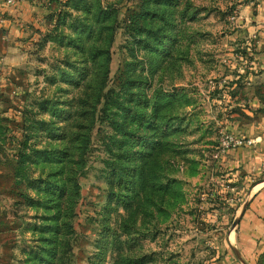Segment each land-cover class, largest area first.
I'll use <instances>...</instances> for the list:
<instances>
[{"label": "rangeland", "instance_id": "rangeland-1", "mask_svg": "<svg viewBox=\"0 0 264 264\" xmlns=\"http://www.w3.org/2000/svg\"><path fill=\"white\" fill-rule=\"evenodd\" d=\"M0 10V264H248L230 234L264 183V158L237 159L260 139L249 130L264 115V0ZM24 138L25 151H60L61 163L18 174ZM123 139L136 163L121 159ZM143 161L156 187L122 191L112 173ZM48 173L64 198L42 189ZM112 192L130 196L126 207Z\"/></svg>", "mask_w": 264, "mask_h": 264}, {"label": "trees", "instance_id": "trees-1", "mask_svg": "<svg viewBox=\"0 0 264 264\" xmlns=\"http://www.w3.org/2000/svg\"><path fill=\"white\" fill-rule=\"evenodd\" d=\"M158 0H155V2H157ZM77 3V2H83V0H70V3ZM170 3H172V1H170ZM111 11L110 9L106 10L105 12L99 11L97 12V16L96 18H103V19H107L108 17H110ZM150 16L157 18L158 15L156 14H150ZM161 19H163V17L161 16ZM155 40L157 41V43H161L162 39L158 36L155 37ZM156 44H149L148 42H145V48L144 49H149L150 52H157V46H155ZM161 45V44H160ZM168 51V49H166ZM108 61V59H107ZM147 102V100L145 99V103ZM156 106L153 104L152 105V110L155 111ZM122 125V124H121ZM124 126H120V128L122 129ZM51 136V135H50ZM53 136V135H52ZM28 140V138H24V140L22 141L21 145H20V150H19V154H18V160H17V165H16V171L19 174L23 167L25 165H36L37 163H39V160L41 162L44 163H61V157L63 156V153H61L60 151H56L53 150L52 152H48L45 150H32L30 151V153H28L27 151H25L26 148V141ZM121 142V146L123 147V154L120 155L121 159H124V157L127 159L128 162L130 163H136L137 160H134V157H130V154L135 155L136 153H138L140 155V151H132L130 148H127L126 146H128L129 142L125 141L124 139L120 141ZM145 161H143L141 163V166L137 167L135 165L132 166H122L121 169L125 170L124 173L121 172H113L112 174L115 175L112 176V179L114 178L115 181H117L116 183L118 184V186H120L121 190H126L129 193H137V192H144L145 190H147L146 186L149 187H156L157 183L155 181V177L153 174H155V170L152 167H148L147 171L146 169L143 167ZM60 173H56V175L54 177H51V175L54 174H50L48 173L46 178H44L45 182L44 186L42 189L48 192H53L56 190L57 192H55L54 194L56 195L57 199H62L64 198V188L62 185H58V183H55L53 181L55 180H51L52 178H58ZM40 179H37L34 183L37 185L40 182ZM42 180V179H41ZM150 180V181H149ZM39 188V184L37 185ZM160 189L166 188L165 186L163 187H159ZM53 194V195H54ZM130 196H122L121 193H111L110 195V199L111 200H115V202L122 206V207H126V204L129 203L128 201L123 200V198H127V200L129 199ZM49 199H53V200H48L49 202L55 201L53 203H55L54 207L59 206V200H55V198H49ZM67 206H68V214L71 215L72 212V208L70 205H68V203H72L73 200L70 198H66L65 200ZM52 228L54 230L55 227L52 226ZM138 262V261H137ZM135 262V263H137ZM139 262H142L139 261Z\"/></svg>", "mask_w": 264, "mask_h": 264}, {"label": "crops", "instance_id": "crops-1", "mask_svg": "<svg viewBox=\"0 0 264 264\" xmlns=\"http://www.w3.org/2000/svg\"><path fill=\"white\" fill-rule=\"evenodd\" d=\"M260 62L264 66V53L261 55ZM249 132L255 137H260L259 144L255 151L249 154L239 152L237 154L238 161L247 159V162H251L252 157L256 158V161L264 158V115L261 116L258 124L250 128ZM253 194L254 197L246 203L237 232L230 234V241L240 251V255L244 257L243 262L248 264L256 253L264 252V183L260 184ZM230 258L228 262L231 261ZM236 262L235 264H238V261Z\"/></svg>", "mask_w": 264, "mask_h": 264}]
</instances>
